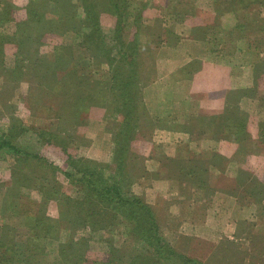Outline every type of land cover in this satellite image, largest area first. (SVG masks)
<instances>
[{
  "label": "rangeland",
  "instance_id": "rangeland-1",
  "mask_svg": "<svg viewBox=\"0 0 264 264\" xmlns=\"http://www.w3.org/2000/svg\"><path fill=\"white\" fill-rule=\"evenodd\" d=\"M5 1L9 14L0 22V137L12 133L21 148L61 169L44 174L43 163L36 159L0 153V238L6 226L11 230L7 239L25 242L23 220L6 206L11 189L39 204L42 197L30 186L42 183L46 175L71 200L80 196L79 187L63 174L72 172L65 166L66 157L39 133L60 130L70 139L72 156L115 170L121 117L114 111L116 103L108 105L109 92L99 99L95 95L104 90L110 70L99 49L96 61L80 47L79 1ZM129 1L134 9L142 0ZM178 2L192 28L208 25L203 33L202 27L195 30L203 41L187 38L191 28L181 14L166 12ZM225 2L148 1L140 36L141 63L147 71L141 84H148L140 88L141 109L126 174L130 192L153 209L162 238L176 252L203 264H264V7L241 10L237 20ZM237 22L243 27L236 28ZM114 23L111 15L100 13L107 43ZM172 28L182 44L156 48L163 29ZM127 32L131 37L134 30ZM68 53L73 57L67 58ZM74 64L78 74L73 76ZM220 65L224 68L216 67ZM56 77L60 79L52 86ZM82 93L91 101L79 100ZM59 208L56 199L45 205L53 219ZM70 236L85 238L81 247L89 262L108 260L111 246L125 254L132 251V241L119 227L97 232L61 227L36 263L62 264L60 244ZM0 254V264H10L5 262L9 253L0 247Z\"/></svg>",
  "mask_w": 264,
  "mask_h": 264
},
{
  "label": "trees",
  "instance_id": "trees-1",
  "mask_svg": "<svg viewBox=\"0 0 264 264\" xmlns=\"http://www.w3.org/2000/svg\"><path fill=\"white\" fill-rule=\"evenodd\" d=\"M78 1L81 16L78 18L79 32L77 33L82 40V44L85 45L80 44V47H83L85 51L89 50L90 58L92 60L96 58V61L99 60V55L96 54L99 49V52L103 55L102 57H104V63L108 65L110 70V79L105 84L104 90L100 89V91L95 92V95L99 99V97L103 98L101 95L107 97V92H109L111 97L108 99V105L110 107L111 101L116 103L114 111L121 117L114 150L116 169H111L109 165L96 164L93 161L72 156L69 152L70 139L66 135L64 137L60 135V130L58 132H40L39 134L45 143L57 146L58 150L66 157L65 166H67V169H71L72 172L68 171L63 174L71 185L79 187L80 196L76 201L71 200L60 191L56 184L50 185L46 175H44L42 183L31 184L30 186L42 197L39 204L32 198H29V200L25 199L24 196L19 197L20 194L11 189L13 195L8 192L5 196L6 206L8 210L21 217L27 229V237L25 242L14 241V238L12 240L7 239L10 237L11 230L4 226L0 238V247L10 255L5 262L10 264H37V256L44 253L49 240L57 238L56 236L61 227L69 232L78 228L97 232L119 227L124 231L125 237L133 243L131 245L132 251L127 252L128 255L111 246L108 260L89 262L81 247L85 238L76 240L73 236H70L67 241L60 244L59 259L61 263L203 264L198 260L176 252L164 241L153 209L141 198L130 192L129 189V180L126 174L128 168L127 158L139 121L137 114L138 110L141 109L138 102L141 98L140 88L142 89L148 84V82L141 84V76H145L147 71L143 69L141 63L140 36L145 29L142 24V14L149 0L139 1L134 9L129 0ZM225 1L224 5L230 6L229 9L237 20H239L238 13L241 10L242 12L249 8L254 10V5L264 7V0H249L247 3H245V0ZM3 5L5 10L3 16L0 15V22L5 20V16L9 14L8 3L5 0ZM238 6H240V9ZM170 7L166 11L168 14H182L185 19L189 18L187 13L181 11L183 7L181 2L175 5L171 4ZM100 13H107L115 19L109 43H107L101 29ZM243 25L241 22H237L236 28L243 27ZM129 28L134 30L131 37H129L130 33L127 32ZM168 34L165 31L162 38L158 37V41L154 42L156 48L163 42L167 43ZM91 45L95 46V52L92 51ZM69 56L73 57L71 53H68L67 58ZM79 57L80 55H78ZM74 66L71 72L73 76L78 74V70L75 71L77 68L76 66L74 68ZM58 78L54 79V82L51 83L52 86H55ZM61 80L68 87H71V80L65 76L61 77ZM146 80L149 81L150 79L146 78ZM83 83L79 80L76 84L81 86ZM65 84L61 88H65ZM101 85H104V83ZM81 98L84 101H91L90 96L84 93L78 99ZM14 138L12 133L9 135L3 134L0 137V153H3V151L11 152V155L18 157L20 160L36 159L41 164L43 163L44 174H46V169H51V173L61 171L60 168L43 156L33 155L21 148ZM52 199L59 200L60 203L59 215L55 219L48 216L45 211V205Z\"/></svg>",
  "mask_w": 264,
  "mask_h": 264
},
{
  "label": "crops",
  "instance_id": "crops-1",
  "mask_svg": "<svg viewBox=\"0 0 264 264\" xmlns=\"http://www.w3.org/2000/svg\"><path fill=\"white\" fill-rule=\"evenodd\" d=\"M169 16H172V17H176V15H169ZM183 15L181 14V17H182ZM183 19L185 20V23L186 24H188L189 25V27L191 28L190 29V32L188 31L187 33H190V35H187V38H190V40H192V41H203V39H202V36H201V38L199 37V35H195L196 34V32H195V30L196 29H199L200 27H202L200 30H201V32L200 33H203V31H205V29L207 28V26L206 25H197V24H195V25H197L198 27H193L192 28V23L189 21V19L188 18H184L183 17ZM213 23H210L209 25H212ZM171 28V27H170ZM173 29V30H172ZM171 30H168L167 32L169 33L168 35H169V37H168V39H167V43H162V45H161V47H160V50L162 51V50H167V49H171L170 47H172L173 49H177L182 43V36H180L178 33H177V30H174V28H172ZM162 32H165V30L163 29V31ZM159 37H161L162 38V35H160ZM168 46H170V47H168ZM209 64V63H208ZM184 65V64H183ZM183 65L181 66V67H183ZM215 65V64H214ZM212 66V65H211ZM176 66H174V68H175ZM180 67V66H179ZM216 67H221V68H224V66H222V65H220V66H216ZM177 68V67H176ZM229 70V69H228ZM229 74H231L230 72H229ZM211 92V91H210Z\"/></svg>",
  "mask_w": 264,
  "mask_h": 264
}]
</instances>
